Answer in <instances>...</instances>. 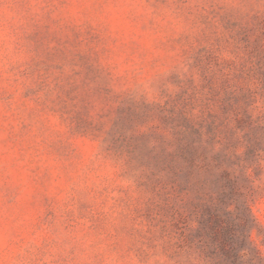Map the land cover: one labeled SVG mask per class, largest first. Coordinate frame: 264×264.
<instances>
[{"label":"rangeland","instance_id":"rangeland-1","mask_svg":"<svg viewBox=\"0 0 264 264\" xmlns=\"http://www.w3.org/2000/svg\"><path fill=\"white\" fill-rule=\"evenodd\" d=\"M0 264H264V0H0Z\"/></svg>","mask_w":264,"mask_h":264}]
</instances>
